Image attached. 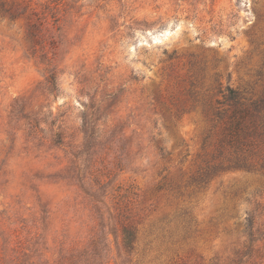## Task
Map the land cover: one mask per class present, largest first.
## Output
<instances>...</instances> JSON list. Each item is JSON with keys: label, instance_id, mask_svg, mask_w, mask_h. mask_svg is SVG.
Here are the masks:
<instances>
[{"label": "rangeland", "instance_id": "1", "mask_svg": "<svg viewBox=\"0 0 264 264\" xmlns=\"http://www.w3.org/2000/svg\"><path fill=\"white\" fill-rule=\"evenodd\" d=\"M8 1L57 21L0 17V264H264V169L205 113L264 97V0Z\"/></svg>", "mask_w": 264, "mask_h": 264}, {"label": "trees", "instance_id": "2", "mask_svg": "<svg viewBox=\"0 0 264 264\" xmlns=\"http://www.w3.org/2000/svg\"><path fill=\"white\" fill-rule=\"evenodd\" d=\"M56 2L57 0H53L51 4ZM54 11L55 7L47 6L42 11H38L37 8L30 9L29 6H22L16 2L0 0L1 18L11 21L26 20V37L34 54L37 53V47L43 42L41 33L43 26L47 23L48 15H51L54 22L57 21ZM52 45L54 46V42ZM51 80L52 84L55 85L54 76L51 77ZM220 93L224 101L218 104H224L228 108H208L205 110L212 122L222 126L217 150L221 156L227 152L226 163L229 164V168L251 170L260 166L264 169V149H262L264 148V97L249 100L244 97L242 91L231 87H227L225 90L221 89ZM55 136L58 139L57 142L61 143L62 133H56ZM254 224V219L250 218L245 224V233L250 238V246L255 241L253 238ZM129 241L127 240L128 243ZM248 256L251 257L244 252L237 253L232 264H241Z\"/></svg>", "mask_w": 264, "mask_h": 264}]
</instances>
